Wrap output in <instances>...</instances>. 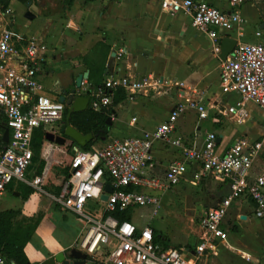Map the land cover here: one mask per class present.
<instances>
[{
	"label": "crops",
	"instance_id": "0c3cea01",
	"mask_svg": "<svg viewBox=\"0 0 264 264\" xmlns=\"http://www.w3.org/2000/svg\"><path fill=\"white\" fill-rule=\"evenodd\" d=\"M203 1L229 13L234 9L229 0ZM7 9L8 14L0 17L14 34L18 46L33 39L47 48L38 79L51 99H59L62 92H68L74 87L75 77L86 71L87 78L76 90L78 95L98 88L111 74L130 73L137 78H149L146 90L134 95L124 92L125 98L113 106L111 123L106 124L107 134L99 137L91 149L113 139L138 137L153 131L167 120L176 104L192 99L205 106L207 117L200 119L195 109L187 107L177 117L173 136L181 137L184 146L200 148L207 134L215 133V151L219 154L238 138L260 140L262 147L253 160L249 178L264 170V110L246 102L248 118L242 123L226 112L240 96L221 84L220 53L213 51L206 32L192 26L189 15H168L161 10L159 0H9ZM27 11L33 13V19L25 16ZM237 11L243 23L219 32V43L230 37L237 43L264 44V38L255 35L257 30L264 31V0H242ZM120 46L128 52L123 59L114 54ZM58 125L44 130L57 132ZM70 142L66 139V145L60 146L67 148L64 161H69L74 153ZM151 156L157 174H162L171 162L182 159L180 148L163 141L153 143ZM199 168V162L187 161L180 182L161 194L156 213L149 206L142 207L152 213L151 219L161 215L159 219L168 222L134 223L133 210L137 207L130 210L129 221L139 229L148 226L164 248L196 245L201 234V217L229 193L228 182L211 174L195 181L194 174ZM27 177L32 179L29 174ZM15 189L16 183L8 186L0 198V211L11 208L30 211L29 200H22ZM48 193L53 195L52 191ZM164 199L174 203L169 214L164 213ZM47 207L31 240L24 246L30 264H43L59 252L67 253L75 246L83 227L82 223H70L77 221L76 216L66 220L59 214L61 223L45 221L48 212L59 213ZM221 227L227 239L218 244L215 256L205 254L196 264H264V215H254V205L248 196L232 201ZM86 261L94 264L88 257Z\"/></svg>",
	"mask_w": 264,
	"mask_h": 264
},
{
	"label": "built area",
	"instance_id": "2783aa9c",
	"mask_svg": "<svg viewBox=\"0 0 264 264\" xmlns=\"http://www.w3.org/2000/svg\"><path fill=\"white\" fill-rule=\"evenodd\" d=\"M159 1L161 10L168 15H189L192 26L211 38L216 53H220L219 32L244 21L237 11L242 0H229L234 8L230 13L203 0ZM8 12L0 6V15ZM255 35L264 38V31L257 30ZM46 49L33 39L18 46L14 34L0 17V196L12 183H25L43 192L42 177H27L33 157L32 137L39 128L60 124L66 106L46 96L45 87L38 79ZM114 54L123 59L128 52L120 46ZM220 82L240 96L226 109L237 123L248 118L246 102L264 110V44L237 43L227 58L221 60ZM149 85L147 76L137 78L130 73H116L84 94L89 98L88 106L98 111L111 104L115 91L120 89L134 95ZM187 107L195 109L200 119L207 117L202 103L188 99L185 104H176L167 120L153 131L143 132L138 137L113 139L101 148L74 150L61 190L50 197L83 223L84 231L74 248L85 253L92 263L196 264L201 256L215 254L218 244L227 239L221 222L232 201L246 195L253 202L254 215H264V170L249 178L262 141L241 137L219 154L215 151V133H208L202 147L184 146L181 137L173 133L177 117ZM5 131L6 140L3 139ZM155 141L181 149L182 159L171 162L162 174H157L152 164L151 148ZM187 161L200 164L194 174L195 181L211 174L229 184V193L201 217V234L196 245L164 248L148 226L139 229L132 222L120 221L113 215L127 208L145 206L156 213L161 194L180 182ZM105 184L112 187L111 192L104 190ZM102 194H106V200L101 199ZM12 263L15 264H9ZM0 264L7 263L0 257Z\"/></svg>",
	"mask_w": 264,
	"mask_h": 264
},
{
	"label": "trees",
	"instance_id": "16d2710c",
	"mask_svg": "<svg viewBox=\"0 0 264 264\" xmlns=\"http://www.w3.org/2000/svg\"><path fill=\"white\" fill-rule=\"evenodd\" d=\"M26 2L28 0H21ZM9 0H0L1 9H6L8 6ZM102 45V44H101ZM104 47V45H102ZM105 53L107 54L108 47H105ZM92 78V77H91ZM103 84V82H102ZM125 98V93L123 90H117L112 98L111 104L102 108L98 111L91 109L90 106H87L86 109L80 112H72L69 117V124L76 128L82 134H92L95 136L90 142H88L84 147L81 148L83 151L91 150V146L94 142L99 138L107 134L108 126L106 125V119L110 117V114L113 112V106L117 104L119 101ZM68 113V107L65 106L63 117L61 122L65 121L66 115ZM46 131L43 128L37 129L32 137V149H33V157L32 166L35 159V149H40V146L43 142H48L45 139ZM71 141V140H70ZM64 145L61 146H65ZM74 145L73 141L70 142V145ZM42 160L40 161L39 168L37 169V173H42ZM29 167V168H30ZM67 171V170H66ZM66 171L63 172V176L60 180V185H58L52 191V194H58L61 190L62 184L64 182ZM37 175V174H35ZM108 180V179H107ZM16 187H22V192L20 193V197L22 200L27 199V195L30 192L31 187L25 183H16ZM48 191V189H47ZM50 192V191H49ZM130 208L125 209L122 212H115L113 215L120 221L122 220H130ZM21 214L19 209H6L0 211V257L3 258L7 264L10 262H14L15 264H30L27 256L24 253V246L27 242H29L32 238L33 232L40 220L42 219V215L38 214L35 217H29L24 219L25 223L14 224L17 215Z\"/></svg>",
	"mask_w": 264,
	"mask_h": 264
},
{
	"label": "rangeland",
	"instance_id": "374dc122",
	"mask_svg": "<svg viewBox=\"0 0 264 264\" xmlns=\"http://www.w3.org/2000/svg\"><path fill=\"white\" fill-rule=\"evenodd\" d=\"M37 24V23H36ZM181 70H178V73H180ZM187 102V101H186ZM185 104V103H183ZM51 124L47 125L46 128L50 129ZM102 147V146H101ZM99 147V148H101ZM67 148L60 147L59 145H56L53 142H43L40 146V149L36 148L35 149V159L32 164V166L29 168L28 174L32 177L33 175L37 174L43 179L42 183V189L43 192L34 190L33 188L30 189L29 194L27 195V200H29V203L31 204V209L30 211L27 212H22L23 210L21 208H18L21 212V214L17 215L16 220L14 221V224L18 223H25L23 220L29 217H35L38 214H41L43 217L45 216L46 210L48 209L47 206H50L53 208L55 211L57 210L59 213L54 212V214H50V212L47 213V221L50 219L49 223H61V221H58V216H60L64 219H68L70 217H74L75 215L71 213L70 211L67 210H62L61 207L56 205L52 198L49 196L50 193L49 191H53L54 188H56L58 185H60V180L61 177L63 176V172L67 170L68 168V163L69 161H64L65 160V154H67L66 151ZM70 159V158H69ZM42 160V173L38 174L37 169L39 168L40 161ZM60 176V177H59ZM22 187H16L17 192H22ZM52 190H51V189ZM48 189V192H47ZM46 192V193H44ZM3 196H0V198ZM11 199V198H10ZM18 200V199H17ZM163 209L164 213L166 212L167 214L170 213V210L173 208L174 203H170L167 199L163 200ZM33 206V207H32ZM177 208L180 210V206L176 205ZM14 209V208H11ZM16 209V208H15ZM162 211V210H161ZM133 214L135 216L134 218V223H144L146 220H150L153 223H166L168 220H160L159 218L161 215L158 217L152 218V213L142 207H137L136 209L133 210ZM162 214V213H161ZM42 217V218H43ZM61 219V218H60ZM59 219V220H60ZM41 221V220H40ZM70 223H81L80 220L77 219L74 222ZM82 230L79 233H83L84 231V225L82 223ZM59 232V231H57ZM78 235V236H79ZM214 254L213 256H215Z\"/></svg>",
	"mask_w": 264,
	"mask_h": 264
},
{
	"label": "water",
	"instance_id": "95a60500",
	"mask_svg": "<svg viewBox=\"0 0 264 264\" xmlns=\"http://www.w3.org/2000/svg\"><path fill=\"white\" fill-rule=\"evenodd\" d=\"M25 16L28 19H33L34 15L30 11H27ZM237 44L236 40L230 37H224L220 43V54L219 57L221 60H225L227 56L233 51L235 45ZM88 72L79 74L73 80L74 87L71 88L68 92L64 91L59 96V101L64 103L68 107V113L66 115L65 121L61 122L58 125L57 132L46 131L45 139L47 141L53 142L56 145H64L66 139L73 141L75 149H81L88 142H90L95 136L92 134H82L76 128L69 124V117L72 112H80L87 108L89 98L86 95H78L76 90L81 87V82L83 79H86ZM110 117L106 119V124L110 125ZM104 138V137H102ZM3 139H7V131L3 134ZM104 190L106 192H111L112 187L109 184H105ZM102 200H106V194L101 195ZM86 254L78 250L77 248H70L69 251L59 252L54 255L53 258L47 259L43 264H53L55 261L63 264H91L89 261H86ZM13 264V263H12Z\"/></svg>",
	"mask_w": 264,
	"mask_h": 264
}]
</instances>
